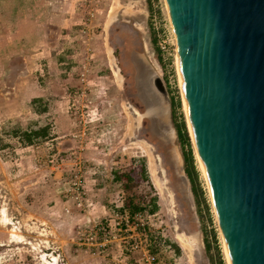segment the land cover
I'll list each match as a JSON object with an SVG mask.
<instances>
[{
    "label": "rangeland",
    "instance_id": "374dc122",
    "mask_svg": "<svg viewBox=\"0 0 264 264\" xmlns=\"http://www.w3.org/2000/svg\"><path fill=\"white\" fill-rule=\"evenodd\" d=\"M143 46L190 139L200 224L152 154L130 60ZM177 55L166 0H0V264H198L199 231L206 263L228 264Z\"/></svg>",
    "mask_w": 264,
    "mask_h": 264
},
{
    "label": "water",
    "instance_id": "95a60500",
    "mask_svg": "<svg viewBox=\"0 0 264 264\" xmlns=\"http://www.w3.org/2000/svg\"><path fill=\"white\" fill-rule=\"evenodd\" d=\"M166 3L192 137L229 263L264 264V0ZM130 60L136 97L145 107L141 119L157 140L152 154L165 178L167 168L173 173L180 209L200 224L169 89L144 46ZM185 236L198 264H207L201 231Z\"/></svg>",
    "mask_w": 264,
    "mask_h": 264
},
{
    "label": "trees",
    "instance_id": "16d2710c",
    "mask_svg": "<svg viewBox=\"0 0 264 264\" xmlns=\"http://www.w3.org/2000/svg\"><path fill=\"white\" fill-rule=\"evenodd\" d=\"M47 133H48V131H47V129H42V130H40V131H38V132H35V133H31L35 138H38V137H45V136H47ZM33 136H29V141L32 143L33 142ZM180 137H181V139L183 140V142H187V143H189L190 142V139L182 132V130H180ZM187 161H188V159H187ZM145 171V170H144ZM191 176V175H190ZM127 179H128V181L129 182H131L133 179H132V177H130V176H128L127 177ZM154 204V210L155 209H157V205L155 204V202L153 203ZM140 206V205H139ZM139 206H136V207H134L133 208V210H132V213H136V212H140V211H142V209H141V207H139ZM221 264H223L222 262H221Z\"/></svg>",
    "mask_w": 264,
    "mask_h": 264
},
{
    "label": "bare ground",
    "instance_id": "6f19581e",
    "mask_svg": "<svg viewBox=\"0 0 264 264\" xmlns=\"http://www.w3.org/2000/svg\"><path fill=\"white\" fill-rule=\"evenodd\" d=\"M115 10V9H114ZM176 37V36H175ZM176 66H177V69H178V74H179V76H180V80H181V90H182V94H183V79H182V75H181V70H180V60H179V56L177 55V57H176ZM183 99H184V106H185V110H186V114H187V118H188V123H189V127H190V122H189V117H188V109H187V103H186V101H185V97H184V94H183ZM190 130H191V127H190ZM191 134H192V130H191ZM200 160V159H199ZM201 162V161H200ZM201 166H202V170H203V173H204V175H205V177H206V174H205V170H204V167H203V165H202V163H201ZM206 180H207V178H206ZM225 251H226V255H227V259H228V264H230L229 263V257H228V252H227V248H226V246H225ZM56 262V261H55Z\"/></svg>",
    "mask_w": 264,
    "mask_h": 264
},
{
    "label": "flooded vegetation",
    "instance_id": "af4514ba",
    "mask_svg": "<svg viewBox=\"0 0 264 264\" xmlns=\"http://www.w3.org/2000/svg\"><path fill=\"white\" fill-rule=\"evenodd\" d=\"M124 51H126V49H124ZM124 54H126V52H125ZM158 71L161 73V70L158 69ZM162 79H163V78H162ZM163 82H164V85L168 88V85L166 84V82H165L164 79H163ZM168 89H169V88H168ZM135 93H137L136 90H135ZM193 192H194V194H195V188H194V185H193ZM181 211H182V214L184 215V214H185L184 210L181 209Z\"/></svg>",
    "mask_w": 264,
    "mask_h": 264
},
{
    "label": "built area",
    "instance_id": "2783aa9c",
    "mask_svg": "<svg viewBox=\"0 0 264 264\" xmlns=\"http://www.w3.org/2000/svg\"><path fill=\"white\" fill-rule=\"evenodd\" d=\"M168 85H170V84H168ZM169 87V86H168ZM153 261H155V259H153Z\"/></svg>",
    "mask_w": 264,
    "mask_h": 264
}]
</instances>
